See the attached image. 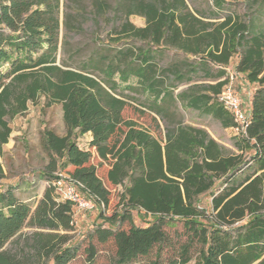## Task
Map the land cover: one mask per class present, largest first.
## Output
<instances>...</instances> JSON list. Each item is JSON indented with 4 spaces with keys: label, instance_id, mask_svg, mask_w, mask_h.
Listing matches in <instances>:
<instances>
[{
    "label": "trees",
    "instance_id": "obj_1",
    "mask_svg": "<svg viewBox=\"0 0 264 264\" xmlns=\"http://www.w3.org/2000/svg\"><path fill=\"white\" fill-rule=\"evenodd\" d=\"M89 1L96 11L110 9ZM206 4L191 10L187 0H118L125 12L112 29V50L99 42L75 60L79 51L69 54L68 38L83 32L82 0H0V154L9 121L42 98L47 109L61 107L65 128L63 136L40 134L46 162L37 177L48 187L33 207L15 187L0 186V264H72L80 256L95 264L99 247L107 248L108 264H189L193 253L199 264H264V0ZM136 15L144 26L129 21ZM90 17L97 26L99 17ZM229 68L254 87L247 124L232 141L236 152L184 124L181 114L238 128L219 101ZM126 108L149 113L154 133L124 119ZM94 159L107 165L108 184L121 188L112 209ZM57 173L97 211L98 223L76 243L74 204L55 195ZM206 195L209 210L201 204ZM134 212L151 223L137 226ZM177 223L182 233L173 241L165 228ZM24 227L34 231L23 234Z\"/></svg>",
    "mask_w": 264,
    "mask_h": 264
},
{
    "label": "rangeland",
    "instance_id": "obj_2",
    "mask_svg": "<svg viewBox=\"0 0 264 264\" xmlns=\"http://www.w3.org/2000/svg\"><path fill=\"white\" fill-rule=\"evenodd\" d=\"M110 5V9L104 8L101 11H96L89 0H82L84 3V12L82 17L83 22V32L81 34L75 35L71 34L68 38L70 43L69 51L70 55L75 53L79 54L75 56V60L83 58L87 54L93 52L97 47V43L104 44V50L107 53L111 51L107 44L110 38L115 36L113 34V28H119L124 20V10L116 9L118 6V0H103ZM210 0H187L188 5L191 10L195 7L207 10L206 2ZM69 4L68 12L71 15H75L76 6L73 3ZM95 14L99 17V24L96 26L93 21H91V14ZM129 21L135 27H142L145 24L144 18L140 16H131ZM171 54L167 52L163 56V63L166 64L170 59ZM229 74V85L233 88L234 92L239 96L242 102L243 113L247 115L249 97L253 92L252 86L248 85L242 78L232 71V68L227 70ZM197 83H207L204 81H197ZM130 84L135 86V80L131 79ZM188 85L183 84L180 86L177 92H181L187 88ZM139 94V96H138ZM136 95L137 99L143 100L141 92ZM44 99H40L36 106L29 105L28 110L15 117L9 121L11 128V133L9 135V140L6 145L2 146L0 154V165L4 171V179L0 180V186H12L15 187V194L20 197L23 201L26 200L33 207L35 202L41 198L43 191L48 187L47 181L39 179L37 177V172L41 170L46 162V156L41 151L40 148V134L43 130L53 131L58 136H63L65 134L64 123L62 122V112L61 107L58 105H53L51 108L47 109L43 107ZM184 124L196 128L202 129L208 133L209 137L216 141L219 146L226 149L233 150L231 145L234 137L237 134L233 128L223 129L220 123L211 117L202 116L199 113L183 109L181 111ZM149 113L144 115L135 114L131 108H126L123 113L124 119H130L135 121L138 125L141 124L154 133L155 124L151 119ZM162 127V123L160 124ZM91 139L89 134L84 135L78 140V146L81 149L86 147L88 140ZM93 164L97 165V174L100 179L104 181L106 188L111 194V205L116 203L118 195L121 192L120 187L110 186L105 179L107 172V165L100 163L98 159L93 160ZM209 196L201 197L202 206L206 207L207 210L210 209L209 206ZM73 214V225L74 230L70 232V239L72 242L76 243L81 241V238L92 230L93 226L98 223L96 220L97 211H78L75 208ZM110 213V212H109ZM152 218L143 213H133V222L139 226H146L150 224ZM167 236L169 239L176 241L177 237L182 233V226L180 223L173 225L172 227L165 228ZM34 231L29 227H24L22 233H29ZM183 240V239H182ZM107 248L99 247V257L95 264H108V253ZM72 264H85L84 257L80 256ZM133 264H146V262L139 261ZM189 264H199L196 253H193L192 260Z\"/></svg>",
    "mask_w": 264,
    "mask_h": 264
},
{
    "label": "built area",
    "instance_id": "obj_3",
    "mask_svg": "<svg viewBox=\"0 0 264 264\" xmlns=\"http://www.w3.org/2000/svg\"><path fill=\"white\" fill-rule=\"evenodd\" d=\"M219 101L223 103L225 109L232 114V117H234L238 124V128L234 130L237 131V133L242 131L247 124L248 118L243 113L242 102L239 96L234 92L229 83L219 96ZM55 181L54 193L60 201L72 202L74 208L81 212L95 210L94 204L83 194L78 192L75 182L68 176L57 173Z\"/></svg>",
    "mask_w": 264,
    "mask_h": 264
},
{
    "label": "crops",
    "instance_id": "obj_4",
    "mask_svg": "<svg viewBox=\"0 0 264 264\" xmlns=\"http://www.w3.org/2000/svg\"><path fill=\"white\" fill-rule=\"evenodd\" d=\"M248 108H249V105H248ZM229 129H231V128H229ZM208 134V133H207ZM211 139V138H210ZM213 140V139H212ZM213 141H215V140H213ZM216 142V141H215ZM218 145V144H217ZM231 145H232V143H231ZM219 146V145H218ZM219 147H221V148H223V149H225V150H227V151H232V152H236V150L235 149H233V150H231V149H226V148H224V147H222V146H219ZM234 148V147H233Z\"/></svg>",
    "mask_w": 264,
    "mask_h": 264
}]
</instances>
